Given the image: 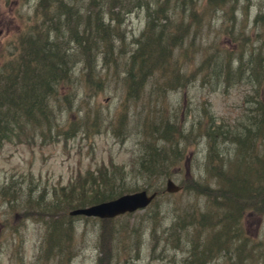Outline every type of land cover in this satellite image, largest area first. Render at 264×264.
I'll return each mask as SVG.
<instances>
[{
  "label": "rangeland",
  "instance_id": "rangeland-1",
  "mask_svg": "<svg viewBox=\"0 0 264 264\" xmlns=\"http://www.w3.org/2000/svg\"><path fill=\"white\" fill-rule=\"evenodd\" d=\"M37 1L0 0L1 65L8 59L6 57L16 53L11 52L17 46L12 42L16 39L21 41L30 26L39 25L42 16L35 15L34 10ZM160 1L108 2L106 25L110 27V34L114 31L122 38L119 47L111 53L126 54L136 49L138 38L147 39L141 35L144 16L148 9L153 11ZM177 2L178 6L172 9L170 17L181 24L180 29L187 26L189 31L182 38L180 51L165 62V75L162 76L173 84H180L176 92H168V100L160 106L165 116L155 118L151 112H145L142 105L126 104L124 73L128 69H139L134 64L124 66L126 63L123 62L129 59L127 56L121 55L119 62L106 65L99 61L92 74L88 73L89 68L78 62L73 66V72L60 83L59 94H52L55 98L52 101L62 106L58 121L52 123L55 126L51 129L43 126V132H39L44 137L34 135L28 127L16 130L11 141L0 147V264H47L42 255L46 225L41 219L22 217L27 203H20L16 190L24 193L37 190V195L44 196L42 202H47L53 197L54 189L61 197L88 171L95 175V171L102 166H117L121 173L130 175L134 180L124 182L130 192L158 191L159 195L153 206L112 219L72 217L68 212L61 219L74 227L75 236L70 245L72 251L75 247L76 253L74 258L56 255V264H105L108 257L100 251V246L108 242L106 234L112 229L116 230L118 237L112 264H204L211 254L206 259L203 256L196 260L190 257L186 244L201 237H214L224 218L228 219V231L232 232L222 238L221 249L216 252L221 257L210 264H227L225 259L232 262L246 253L250 254V264H264V200L259 191L264 186L259 179L258 182H251L252 173L247 169L249 166L255 172L260 167L264 173V141L259 138L261 132L254 134L256 144L238 135L241 130L248 131L242 125L245 118V121H256L257 125L264 123L263 116L254 111V108L264 107V0H232L235 6L233 13L230 4L211 5L209 0ZM120 3L125 6L118 12ZM257 16L260 17L255 20ZM173 32L178 30L172 28ZM239 38L243 41L236 43ZM100 43L105 50L109 49L107 43ZM238 47H241L240 52ZM253 49L259 56L247 54V60H254L246 66L240 63L241 52L249 53ZM72 51L77 55L82 53L76 44ZM216 55L226 64L223 79L215 75V69H207L208 61ZM254 79L259 81L251 85ZM97 82H104V85L100 88ZM143 90L147 96L155 90L158 99L164 94L160 88H153L149 83H145ZM254 92L258 103L251 99ZM72 96L74 99L70 105L68 100ZM136 112H140L142 118L146 117L147 122L141 129L137 125L136 117L139 116ZM169 118L174 126L184 129L181 156L170 168V177L181 186L177 193L165 191L166 180L170 177L160 179L156 176L152 179V186H149L141 173L133 169L132 160L137 153L139 159L143 157L151 147V137L145 136L147 125ZM213 124L216 128L212 127ZM249 137L253 138V135L250 133ZM168 143L164 146L166 149L178 145ZM208 148L212 149L211 160L219 150L218 154L224 155L229 167L225 172L230 181L229 185L223 183L222 187L215 177L206 180L212 197L208 198L211 200L209 203L194 192L196 183L191 189V182L205 179L204 170L209 164L206 161ZM158 164L161 166L162 162L155 161V165ZM246 180H249L248 184ZM220 188L223 190L216 192ZM255 189L259 192H254ZM252 194L256 196L254 200ZM250 203H258V209H252ZM29 215L35 217L33 213ZM200 215H212L214 220L206 228L201 226L202 234L198 235L195 223ZM155 223L160 224L159 233L153 231ZM165 228L166 233L167 230L176 236L179 233L186 243L167 234L165 240L168 242L158 246L154 236L165 238L162 233ZM20 236L22 245L19 244ZM134 239L138 240L136 252H133L132 246ZM175 246L178 248L175 249Z\"/></svg>",
  "mask_w": 264,
  "mask_h": 264
},
{
  "label": "bare ground",
  "instance_id": "bare-ground-1",
  "mask_svg": "<svg viewBox=\"0 0 264 264\" xmlns=\"http://www.w3.org/2000/svg\"><path fill=\"white\" fill-rule=\"evenodd\" d=\"M29 3L32 2V0H27ZM114 1V0H38L34 10L35 15L42 16V18L39 20V25L37 27L30 26V28L24 33L26 36L27 33H33L32 31L35 30V32L32 34V36L29 38H26L28 42L24 45H22V42H20L17 46L12 48L11 52H16L12 54V57L16 59L17 62V68L19 69V73L15 72V76H22L20 73L22 72V69L26 66V71H28L31 75V78L26 80L24 84L22 85V80L20 82L12 83V85L8 86L7 90H2L1 92H4V95H7L6 100L3 102L4 105L2 106V103H0V137H2L6 133V122L8 123V127H10L11 123L15 122L16 120L20 118H34L36 120H39L40 122L48 123L50 126H55L52 123H56V120L58 121L59 114L62 110V106L59 103H56L52 101L53 93L56 92L59 94L60 92V82L66 78L68 74H71L74 70L73 66H76L78 62L83 64L85 67L89 68V72L86 69L85 72L91 73L94 69L97 68L99 61H101L104 65L111 63L115 61V63L119 62V58L121 55L127 56L126 61L123 63H126L124 66H132L133 64L135 66H138L140 68L142 66V63L139 62V54L135 49H132L131 52L122 53V54H116L111 53L115 51L117 46L119 47L120 43L122 42V38L115 34L114 31L109 32V27L106 25L107 18L106 13L108 10V2ZM232 0H216L213 1L214 4L218 6H223L226 4H230L229 8L232 11L231 13L235 12V6H233V3H231ZM125 6L124 3L119 4L118 12L122 10V8ZM178 6L177 0H161L156 8H154L153 11L148 9L146 11L147 14H145L144 19V30L142 34L145 32L151 33L154 37H162V40H165L162 42L161 45L154 47V54L153 57L155 59L154 61H148L146 62L139 71L144 70V73H147L143 80H140L136 82L135 87H130L129 94L131 95L130 99H126L127 105H135L139 106L142 105L143 109H145V112H148V114L151 112L155 118L159 114H162V111L160 109L161 104L166 103V100H168L169 95L168 92H176L180 88L179 83L173 84V82H170L166 79V77H163L162 74L155 72L158 66H161L164 64L168 58H170L173 54H176L178 51H180L179 47L183 44L182 38L187 34L189 31V28L183 27V29H180L179 27L181 24L176 20L170 17L172 9ZM106 7V8H105ZM116 13V12H115ZM113 17V16H112ZM260 16L255 17V20H257ZM174 23V24H172ZM94 25L100 26L96 31L97 34H94L96 37L97 42H94V44L89 45L88 48L84 51V53L75 54L73 50V46L80 41L84 40V36L87 34L86 30H90L93 32ZM84 26L86 28H84ZM172 28L175 30H178V32L171 33ZM95 31V32H96ZM100 33H104L106 37L110 34V45L109 49L106 51L104 47L99 43L101 40L99 37ZM141 34V35H142ZM242 35V32H241ZM93 36V35H92ZM93 36V37H94ZM243 36V35H242ZM95 39V38H94ZM141 39L138 38V40ZM246 41V38H244ZM242 42L243 38H239L236 43ZM97 43V46H96ZM80 44V43H79ZM136 45V44H135ZM249 45V44H248ZM26 46L27 49V57L29 55H32L34 64H28L23 56V51L25 52ZM82 46V44H81ZM239 46V45H238ZM250 47V46H249ZM173 48V49H172ZM240 52L241 47H238ZM252 48V47H251ZM172 49V50H171ZM237 51V50H235ZM145 56H147V53L145 51ZM247 54H255L254 49L250 51L249 53H246L244 50L240 54V63L242 62L243 65H249L254 58L246 59ZM259 56V53H256ZM255 54V57H256ZM261 54V53H260ZM244 58V62H243ZM231 60H229L230 62ZM224 61L220 60L219 56L216 55L213 58H211V61H208L207 69H215V75H217L220 79L224 77V67L226 64ZM60 73H64V77L60 80V82L57 81V77H60ZM136 70L133 71L132 69H128L124 74L123 80L126 82L134 81L138 79V74ZM165 78V79H164ZM218 79V78H217ZM249 81V80H248ZM254 83L251 85H254L256 82L258 83L259 80L254 79ZM100 83V84H99ZM97 82L96 84L101 88L104 85V82ZM145 83H149L153 88L157 87L160 88L164 94L160 96V99L154 94L155 90H151L152 94L150 96H147L145 94V90L142 86L145 85ZM55 84L57 88L55 87ZM233 87V86H232ZM21 90V93L19 91ZM59 90V91H57ZM133 90V91H132ZM68 94V93H66ZM253 98L251 99L258 103L256 100V92L252 94ZM73 96L68 100V103L73 102ZM7 108V109H6ZM5 109V110H4ZM254 111H257V115H262L264 119V107L254 108ZM8 110V111H7ZM143 113V112H141ZM136 114L139 117H136L138 120V127L141 129L143 125H145L146 117L140 116V112H136ZM91 121L92 119L89 118ZM246 119V118H245ZM243 120L242 125L245 127L248 131L244 132L241 130V132L238 133V135L241 134L242 139L247 137L252 140V144H256L257 138L254 135L255 132H264V123L262 125H257L256 121L251 119L249 120ZM173 120L168 119L167 121H158L157 123H150L147 125L148 128H159L160 131L167 130V132H171L173 130ZM253 135V138L249 137V134ZM259 138L264 141V138H262V135H259ZM226 139V138H225ZM182 140V138H180ZM229 141V140H228ZM4 144L7 142L5 141V138L3 139ZM173 142V143H172ZM171 145H176L172 149H167L164 151L165 156L168 158L169 162L176 161L180 158L181 152H182V146H184V141L182 140L180 143H176L174 140V137L172 138ZM176 143V144H174ZM2 144V146L4 145ZM169 145V143H164L163 146ZM211 148L207 149V155H206V161H208V165L205 172V179L202 181L196 182V185L194 186L195 193L199 195L198 197L202 199H207V202H211L208 198L210 197V194L208 193V185L206 180L210 177L217 178L219 182V178L223 176L224 183H229L230 181L227 178V173L225 170H228L227 161L225 160L224 155L216 154V156L211 160ZM245 166V165H244ZM246 167V166H245ZM249 171H251V182H254V180H258L262 175V184L264 185V173L261 172L260 167L255 169V172L253 169L248 168ZM246 169V170H247ZM245 170V171H246ZM259 173V174H258ZM165 176H168L169 170L164 171ZM237 179H240L239 177H236ZM206 181V182H205ZM249 180H246V184H248ZM229 185V184H228ZM193 186H191L192 189ZM217 192V191H216ZM38 191L37 190H30L28 192H23L22 190H16V198L19 200L20 203H30L31 200H34L37 198ZM45 195V194H44ZM44 197L43 195H40ZM252 197H256L254 194H252ZM60 222H66V220H61ZM53 223L46 224V230L50 229V226ZM155 230L154 233H159L160 231V224L155 223L154 227ZM168 228V227H167ZM169 229V228H168ZM224 229L229 230L230 229V223H228L226 226H224ZM216 231V237L212 238H205V239H198V241L190 242L188 241L186 246L190 250L189 255L190 257H193L194 259H200L204 256L203 259H206V251L205 250H213L215 249V245L222 240L224 237V233L222 231V228H218ZM161 233V232H160ZM165 238L154 236L156 239V244L159 246H164L168 241H166L167 234L170 235V237L174 240L182 241L181 235L178 233L177 236L174 232H170V230H167L166 228L162 231ZM117 233L116 230L112 229L107 232L105 240L108 241L104 245L100 246V251L106 254V257H108V260L105 264H112L113 258H114V249L115 248V241H117L118 237H116ZM75 236L74 227L73 225H70L66 232H60L54 234L52 239L49 240V243L44 246L43 248V257L45 260H47V264H56L55 258L57 252H62L61 254H64L65 256H71L75 257V247L74 251H72V247L70 243L73 242ZM20 238V245H22L23 239L22 236ZM108 239V240H107ZM185 239V238H184ZM182 241V243H186V240ZM138 242L137 239H134L132 241V246H134V250L132 247L133 252L137 251V245H135ZM123 247V246H122ZM22 247H19V250ZM175 249L178 247L175 246ZM60 254V255H61ZM102 254V253H101ZM219 256L216 252L212 253L209 257V259L204 264H210L211 262L218 260ZM227 264H250V254H245V256L238 257L232 262H229L227 259H225ZM223 263V261H221Z\"/></svg>",
  "mask_w": 264,
  "mask_h": 264
},
{
  "label": "trees",
  "instance_id": "trees-1",
  "mask_svg": "<svg viewBox=\"0 0 264 264\" xmlns=\"http://www.w3.org/2000/svg\"><path fill=\"white\" fill-rule=\"evenodd\" d=\"M214 0H209L211 5H216L213 3ZM94 30L93 32L90 30H86L87 34L84 36V40L80 41L79 43H77V47L78 49L84 53V51L88 48L89 45L94 44V42H97L96 37L94 36V34H97L98 32L96 31L100 26L94 25ZM84 28H86L84 26ZM110 28V27H109ZM37 29V28H36ZM35 29V30H36ZM96 29V30H95ZM32 31L33 33L35 32ZM113 30V28H112ZM96 31V32H95ZM33 33H27V35H23L21 36V41L19 39H16V41L12 42L16 43L17 45L22 42V45L26 44L29 40V38L32 36ZM172 33V30H171ZM94 37H93V36ZM104 33H100L99 37L101 42L107 43L108 45H110V36L106 37L104 36ZM142 36H145L147 39L145 40L144 38L141 37V39L137 40L136 42V51L139 54V62L142 63V66L146 63V62H150V61H154L155 59L153 57V50L154 47L159 46L162 44V42H164L165 40H162V37H154L151 35V33H147L145 32V34L143 33ZM28 38V40L26 39ZM95 38V39H94ZM100 43V42H99ZM79 44V46H78ZM82 44V46H81ZM102 44V43H100ZM97 46V43H96ZM24 48L26 49V46H24ZM107 51V50H106ZM145 51L147 53V56H145ZM27 49L25 50V52L23 51V58L24 60L30 65V64H34L33 62V58L32 55L30 54L29 57H27ZM8 59L4 60L2 62V65H0V103H2V106L4 105V101L6 100L7 95H4V92H1L2 90H7L8 91V86L12 85V83H17L20 82V80H22V85L24 84V82L26 80H28L29 78H31V75L28 71H26V67L22 69V72L20 73L22 76H20V78H18V76H15V72L19 73V69L17 68V62L16 59H14L13 57H6ZM141 66V67H142ZM138 68V66H136ZM140 67V68H141ZM165 63L162 64L161 66H158V68L156 69L155 72L163 74L165 73ZM139 68V69H140ZM137 72H139L138 74H140L138 76V79L134 80V81H129L127 82V94L125 96V99H130L131 95L129 94V90L130 87L132 86V88L135 87V83L143 80V78L145 77V75L148 73H144V70H136ZM60 77H57V81L56 82H60V80L64 77V73H60ZM165 75V74H163ZM65 79V78H64ZM64 79L61 81L63 82ZM60 82V83H61ZM55 87L57 88L56 84ZM143 88V86L141 87V89ZM133 91V90H132ZM19 93H21V90L19 91ZM127 104V101H126ZM158 116H165L164 113L162 112V114H159ZM152 123V122H150ZM6 133L0 137V147H2V144H4L3 139L5 138V141H11V138L13 135H15V131L19 130V129H23L25 128H30L32 129V133L34 135L39 134L40 136L44 137L43 134H41L39 131L43 132V126H45L46 128H52V126H50L48 123L44 122H40L39 120H36L34 118H20L18 120H16L15 122L11 123L10 127H8V123L6 122ZM213 128H216V126H212ZM184 131V129L182 128V126H173V130L171 132H167V130H163L160 131L159 128H157V130H155L154 126L152 128H148V130H146L145 132V136H150L151 137V141L152 144L150 145L151 147L149 149L146 150V152L144 153V156L141 157L139 159V156H137V154H135L133 156V169H137L141 174L140 176L142 178H145L148 181V185L152 186V179L154 177H159L160 179L163 177H170L172 174L170 172V168L172 167L171 164L175 165L177 163L176 161L173 162H169L168 158L165 156L164 151L167 150L163 145L164 143L167 142H172V138L174 137V140L176 143H178L177 141L180 140V138H182V132ZM24 134V133H22ZM169 134V135H167ZM17 135V134H16ZM262 138H264V134H262ZM170 137V139L168 138ZM162 142V143H161ZM161 145V146H160ZM165 149V150H164ZM155 161H157V163L162 162V165L160 166L155 165ZM169 170V174L168 176H165L164 171L165 170ZM124 172V171H123ZM95 175L94 173L90 171L87 172L86 176L82 179V180H78L77 184H75L74 186H72V188H70V191L68 193H64L61 197L60 195L58 196L55 192L54 189V194L53 197L48 199L47 202H42L43 201V197L39 196L37 198H35L34 200H31L30 203H27V207L23 210V213L21 214L23 218H31V219H41L42 221H44L45 225L49 224V223H53L50 226L49 230H46L47 235H46V240L44 243V246H46L49 243V240L52 239V237L54 236V234L60 233V232H66L67 229L69 228V226L71 224L66 223V222H60L62 219L61 217L66 216V214L68 215V212L76 207H80V206H86L98 201H102V200H107V199H111V198H115L119 195H122L124 193L130 192L129 189H127L124 186V182L127 183L128 179L134 180L130 175L120 172V168L117 166H112L111 168H104L103 166L99 169H97L95 171ZM171 174V175H170ZM81 177V176H80ZM83 177V176H82ZM260 183L262 184V177L259 178ZM118 181V183L116 182ZM130 181H128L130 183ZM255 182H258V180H254ZM85 182L83 185L78 186L79 183H83ZM76 183V181H75ZM194 183L196 182H191V186L194 185ZM219 184L221 183L222 187H223V176H221L219 178ZM229 184V183H228ZM196 185V184H195ZM262 186H264L262 184ZM261 186V187H262ZM134 190H138V189H134ZM223 188H220L219 190H217V192L222 191ZM264 188H262V190L260 189L259 191L261 192V196L264 200V192H263ZM78 191V192H77ZM257 191V189L254 190V192H259ZM221 198V197H220ZM256 197H253V200ZM252 206V209L257 210L258 208V203H250ZM262 204V203H261ZM263 209H264V202L262 204ZM19 207V206H18ZM36 211V212H35ZM33 213V215H35V217L30 216L29 214ZM218 213V212H217ZM41 216V217H39ZM70 216V215H69ZM202 220V221H201ZM214 217L212 215H207V216H203L200 215L197 217V221L195 223V230L198 232V235H201V226H204L203 228H206L207 226H210L211 223H213ZM228 224V219L226 220L224 218V221H222L220 223V228H222V231L224 233V236H230L232 231H228L226 229H224V226H226ZM203 233H207L206 231ZM20 234V232H19ZM216 235V233H215ZM214 235V236H215ZM216 237V236H215ZM202 239V237H201ZM21 241V240H20ZM222 240L219 241L216 245H215V249L213 250H205L206 251V258L208 257L209 254H212L214 252H217L218 250L221 249V244ZM62 252L56 253V255H60Z\"/></svg>",
  "mask_w": 264,
  "mask_h": 264
},
{
  "label": "water",
  "instance_id": "water-1",
  "mask_svg": "<svg viewBox=\"0 0 264 264\" xmlns=\"http://www.w3.org/2000/svg\"><path fill=\"white\" fill-rule=\"evenodd\" d=\"M166 190L169 192H177L180 190V186H178L173 180L169 179L166 184ZM155 196L156 193L149 195L145 190L133 192L90 207L74 210L71 214L113 218L126 212H134L140 208H145L152 202Z\"/></svg>",
  "mask_w": 264,
  "mask_h": 264
}]
</instances>
